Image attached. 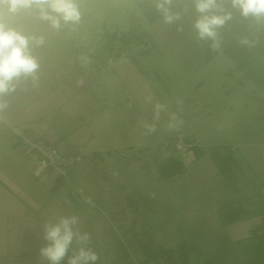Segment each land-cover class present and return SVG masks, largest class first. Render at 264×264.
I'll return each mask as SVG.
<instances>
[{
    "label": "rangeland",
    "instance_id": "rangeland-1",
    "mask_svg": "<svg viewBox=\"0 0 264 264\" xmlns=\"http://www.w3.org/2000/svg\"><path fill=\"white\" fill-rule=\"evenodd\" d=\"M78 3V24L20 25L44 37L33 49L38 78L22 80L42 83L53 75L56 84L76 88L82 80L93 89L82 100L96 101L102 113L89 117L98 140L112 144L86 158L68 185L60 181L73 208L85 211L79 232L89 237L86 244L74 239L61 264L81 247L97 254L95 264H264V21L245 19L229 5L232 19L213 50L197 39L193 0H172L171 11L180 15L173 24L156 0ZM157 103L164 106L158 118ZM193 111L213 112L203 121ZM199 136L206 141L194 140ZM174 138L209 154L218 149L227 158L220 167L229 187L203 196L193 183V150L174 154L184 161V175L159 177V164L173 152L163 145ZM34 243L38 238L24 236L14 243L5 233L0 264H50L41 252L49 243Z\"/></svg>",
    "mask_w": 264,
    "mask_h": 264
},
{
    "label": "crops",
    "instance_id": "crops-1",
    "mask_svg": "<svg viewBox=\"0 0 264 264\" xmlns=\"http://www.w3.org/2000/svg\"><path fill=\"white\" fill-rule=\"evenodd\" d=\"M62 76L65 77L63 74ZM52 77L53 75L45 78V82L41 79L42 83L21 80L16 90L3 98L8 106L0 110V235L7 229L5 233H11L14 243L24 236L36 237L39 244H48L49 241L45 239V224L57 223L61 217H77L78 230L86 223L83 217L85 211L81 213L73 208L67 197L68 192L65 191L64 195L61 186L54 189L57 179L46 178L48 175L36 169V156L24 148L18 131L30 139H42L62 153H80L84 161L75 166L70 176L73 173L78 176V172L85 166L86 158L103 153L108 150L107 145H112L111 142L98 140L96 128L92 119H89L97 111L99 116L102 115L97 102L86 103L81 98L84 95L86 99V90L91 92L93 89L85 86L82 80L78 88L75 84L71 87L66 83L56 84ZM56 77L62 78L58 75ZM68 89L71 90L70 94L66 93ZM82 90L84 91L81 92ZM79 102L84 104H80V107L72 106ZM194 111L193 115L203 121L208 120L213 112L199 114ZM102 119L104 118L95 122L100 124ZM89 120L90 123L87 124ZM195 131L196 128H193V134ZM194 140L205 142L206 138L199 136ZM214 152L206 153L200 146L193 149V183L206 198L211 193L225 191L229 187L224 179L226 173H221L213 162ZM216 153L224 157L218 149ZM181 175L184 174L179 176ZM113 176H117V173H113ZM5 233H2L0 241ZM4 258L0 257V262Z\"/></svg>",
    "mask_w": 264,
    "mask_h": 264
},
{
    "label": "clouds",
    "instance_id": "clouds-1",
    "mask_svg": "<svg viewBox=\"0 0 264 264\" xmlns=\"http://www.w3.org/2000/svg\"><path fill=\"white\" fill-rule=\"evenodd\" d=\"M172 0H156V8L168 24L180 19L179 13L171 11ZM199 14L193 24L197 39L210 41L213 50L220 48L219 29L232 19V12L225 7L230 5L245 19L264 21V0H193ZM46 22L53 30L64 25L78 24L81 11L78 0H0V110L8 105L4 97L14 92L22 79H37L40 64L33 49L44 44L42 35L29 34L20 25L25 21ZM182 31V27L178 28ZM242 43H248L242 40ZM150 100V98H149ZM164 106L154 105L156 118ZM149 131L155 125H146ZM78 218L61 217L57 223L45 224V239L48 246L41 252L50 264H61L68 256L75 240L86 244L88 234H80L76 228ZM98 256L91 249L81 247L68 257L67 264H95Z\"/></svg>",
    "mask_w": 264,
    "mask_h": 264
},
{
    "label": "built area",
    "instance_id": "built-area-1",
    "mask_svg": "<svg viewBox=\"0 0 264 264\" xmlns=\"http://www.w3.org/2000/svg\"><path fill=\"white\" fill-rule=\"evenodd\" d=\"M21 140L25 144L28 152H31L36 156V169L40 172L50 171L55 178H59L62 184H69L70 173L75 166L82 161V156L77 152L61 153L55 146L44 142L42 139H30L25 140L24 135H21ZM169 145V146H168ZM196 144L188 143L185 145L181 140L168 139L167 143H164L163 147L172 148L174 154L180 156L181 153H185L187 150L197 147ZM163 148V149H164ZM176 156V157H178ZM78 196H81V192H76Z\"/></svg>",
    "mask_w": 264,
    "mask_h": 264
},
{
    "label": "trees",
    "instance_id": "trees-1",
    "mask_svg": "<svg viewBox=\"0 0 264 264\" xmlns=\"http://www.w3.org/2000/svg\"><path fill=\"white\" fill-rule=\"evenodd\" d=\"M229 5L225 4V7L227 8ZM141 41V39H137L135 40V43H139ZM196 148V147H194ZM192 148V150L194 149ZM213 162L214 164L217 166V168H219L221 173H226L227 169H222L220 167V162L221 161H225L227 158H223L221 156H219L218 153L214 152L213 156H212ZM184 169H185V164L182 158L173 156V155H168L165 160L159 164L157 171H158V175L161 178H169L175 175H180L182 173H184ZM56 184L54 185V189H57L60 186V179L56 178Z\"/></svg>",
    "mask_w": 264,
    "mask_h": 264
}]
</instances>
